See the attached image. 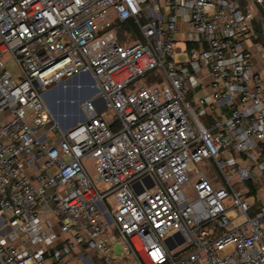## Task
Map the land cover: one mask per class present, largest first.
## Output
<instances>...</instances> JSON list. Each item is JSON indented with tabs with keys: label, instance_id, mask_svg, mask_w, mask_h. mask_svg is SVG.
Returning a JSON list of instances; mask_svg holds the SVG:
<instances>
[{
	"label": "built area",
	"instance_id": "2783aa9c",
	"mask_svg": "<svg viewBox=\"0 0 264 264\" xmlns=\"http://www.w3.org/2000/svg\"><path fill=\"white\" fill-rule=\"evenodd\" d=\"M252 20L238 0H0V264H264ZM75 78L98 96L71 122L46 98Z\"/></svg>",
	"mask_w": 264,
	"mask_h": 264
},
{
	"label": "rangeland",
	"instance_id": "374dc122",
	"mask_svg": "<svg viewBox=\"0 0 264 264\" xmlns=\"http://www.w3.org/2000/svg\"><path fill=\"white\" fill-rule=\"evenodd\" d=\"M241 6L245 11H248L252 13L253 19L257 21H263L264 23V0H261V2H258V0H240ZM261 6L262 7V14L259 15L257 7ZM261 16V17H260ZM119 38L123 42H132L133 40L137 39L138 36L136 35H124L123 31L120 29L118 32ZM263 40V42H262ZM258 43L264 45V38H260V40L257 41ZM175 47L177 48H182L184 49V45L182 43H176ZM187 58L186 55L180 56L177 55L175 57L176 62H182L185 61ZM163 76L162 75H156L154 76L153 73H148L144 77L141 78V82L145 84H151L155 81H160L162 80ZM86 83L88 84L87 79H82V78H76L69 80L66 82L62 88L59 86L56 87L54 90L49 92L48 95V101L50 105L52 106L54 113L53 115L58 117V118H66L71 122H75L78 120L82 119V104L89 100L90 98H95L98 96V91L94 89H77V83ZM106 118L109 119V116H105ZM119 125L116 123L115 127L117 128ZM201 169H206L205 165H202ZM213 173H217V170L213 168H209ZM104 184L99 185V189L104 188ZM226 204L230 205L231 203L229 201L225 202ZM229 215L236 217V211L234 209L229 210ZM242 221V218L236 217L235 219V224L237 225ZM175 251L173 250L172 253ZM72 264H76V262H73Z\"/></svg>",
	"mask_w": 264,
	"mask_h": 264
},
{
	"label": "trees",
	"instance_id": "16d2710c",
	"mask_svg": "<svg viewBox=\"0 0 264 264\" xmlns=\"http://www.w3.org/2000/svg\"><path fill=\"white\" fill-rule=\"evenodd\" d=\"M239 1V3H240V6H241V1L240 0H238ZM242 7V6H241ZM257 9H258V13H259V15H261L262 14V12H263V10H262V7L261 6H258L257 7ZM261 17V16H260ZM253 21V29L257 32V33H261V28H260V25H261V23H263V21L261 20V21H257V20H255V19H253L252 20ZM264 24V23H263ZM124 27H127V28H132L135 32H136V36H138L137 35V30H136V28H135V26H133L131 23H129V24H126ZM261 38H264L263 36H261ZM262 42H263V40H262Z\"/></svg>",
	"mask_w": 264,
	"mask_h": 264
},
{
	"label": "crops",
	"instance_id": "0c3cea01",
	"mask_svg": "<svg viewBox=\"0 0 264 264\" xmlns=\"http://www.w3.org/2000/svg\"><path fill=\"white\" fill-rule=\"evenodd\" d=\"M242 8V7H241ZM243 11H245L243 8H242ZM253 23V21H252ZM252 27H253V24H252ZM180 29H185V26L184 25H180ZM252 42L251 43H246V46L250 47V50L253 52L254 54V61H257V52H256V49L252 46ZM73 261H70L69 263L67 264H72Z\"/></svg>",
	"mask_w": 264,
	"mask_h": 264
},
{
	"label": "bare ground",
	"instance_id": "6f19581e",
	"mask_svg": "<svg viewBox=\"0 0 264 264\" xmlns=\"http://www.w3.org/2000/svg\"><path fill=\"white\" fill-rule=\"evenodd\" d=\"M77 89H90V90H93L94 87L90 86V85H87L86 83H77Z\"/></svg>",
	"mask_w": 264,
	"mask_h": 264
},
{
	"label": "water",
	"instance_id": "95a60500",
	"mask_svg": "<svg viewBox=\"0 0 264 264\" xmlns=\"http://www.w3.org/2000/svg\"><path fill=\"white\" fill-rule=\"evenodd\" d=\"M75 79H76V78H75ZM91 82L93 83L92 80H91ZM95 90H96V89H94V91H95ZM46 103H47L48 107L50 108L51 112L54 113V110H53L52 106L50 105V103H49V101H48V98H46ZM81 120H83V118H82ZM182 241H183V240L180 239L179 243H181ZM115 252H119V247H118V246H115Z\"/></svg>",
	"mask_w": 264,
	"mask_h": 264
}]
</instances>
